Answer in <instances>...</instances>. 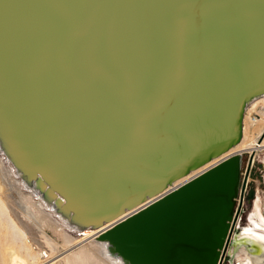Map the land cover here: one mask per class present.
Listing matches in <instances>:
<instances>
[{"label": "water", "instance_id": "obj_1", "mask_svg": "<svg viewBox=\"0 0 264 264\" xmlns=\"http://www.w3.org/2000/svg\"><path fill=\"white\" fill-rule=\"evenodd\" d=\"M264 94V0H0V150L135 264H221ZM223 264H264V180Z\"/></svg>", "mask_w": 264, "mask_h": 264}, {"label": "bare ground", "instance_id": "obj_2", "mask_svg": "<svg viewBox=\"0 0 264 264\" xmlns=\"http://www.w3.org/2000/svg\"><path fill=\"white\" fill-rule=\"evenodd\" d=\"M251 102L246 105L242 115L239 141L227 153L221 155L218 158L212 159L200 168L178 179L172 184L171 187H168L167 190L178 186L179 184L190 179L194 175H197L198 173L207 169L211 165L215 164V162L218 161L221 157L227 155L228 153L245 151L251 152L253 150L255 151V153H257L260 150H264V132L260 131L259 124L250 123L247 119V113L249 111L248 106L251 104ZM246 123L250 129L253 128L254 131H252V135L249 133L250 135L246 136ZM256 129L257 131H255ZM243 135L245 137L244 140L241 142ZM0 185L2 186V192L5 193V198L11 200H8L9 202L7 203L9 205H7L13 211L14 215L21 221V223L24 224V228H26L24 229V233H26L25 235H27L29 243L32 245L33 248H35V250L37 249V252H39V255L42 260L38 264H80L81 262L85 261H95L94 264H135L130 259L124 257L121 253L117 252L110 241L100 238L99 233L102 228L85 229L82 231L83 233H78L76 231V227L68 225L65 220H63L55 212V210H53L54 207L52 204H50L49 201L44 199L40 194L34 192L27 186L25 180L20 176L17 170L12 167V165L7 161V158L1 150ZM19 194L22 195L21 198L25 199L28 205H24L20 202L18 198ZM15 204H18L22 207L21 212H18L16 210ZM31 210L32 213L33 211L38 213L35 214L40 218L38 220L45 221L50 224V226L52 225L56 232L62 235L66 239V241L73 242L75 244L74 246H79L81 244L89 242L88 247H86L89 250L88 256L86 257V255H84L85 257L83 256V258H81L80 254L79 256H71V246L68 249L60 248L53 241V239L45 232V230H42L40 227H38V225L32 223L30 224L29 222H31V220L29 221L28 218H31V215L34 214L31 213ZM22 212L26 214H23ZM84 253H86V251H84ZM68 254H70L71 258L68 256ZM10 261L14 264L15 262L17 264L18 261L22 264L25 262H23V258L21 259L16 255L12 256Z\"/></svg>", "mask_w": 264, "mask_h": 264}, {"label": "rangeland", "instance_id": "obj_3", "mask_svg": "<svg viewBox=\"0 0 264 264\" xmlns=\"http://www.w3.org/2000/svg\"><path fill=\"white\" fill-rule=\"evenodd\" d=\"M246 129H247V132L245 131L246 136L250 134L252 135V131L254 130L253 128L250 129L247 123H246ZM255 131H257V129ZM244 137L245 136L243 135L241 142L244 140ZM246 160H247V154L244 153L240 156V162L242 163V169H241L242 174H241L240 188H239L240 197L238 200V207H237V201L235 206L238 209V214L236 215V218L233 222V229L227 247L225 248L223 258L221 260V264H223L225 256L227 254L243 204L264 180V162H263L264 150H260L257 153H255L254 160L252 162L253 164L249 165L247 169H246V164H247ZM1 189L2 186L0 185V264H14L10 261L11 257L14 255L18 256L21 259L23 258V262L25 261L23 264L40 263L42 259L39 255V252H37L36 251L37 249L35 250V248H33L32 245L29 243L27 239V235H25L26 233H24L25 232L24 229H26L24 228V224L21 223V221L14 215L13 211L8 206L9 204L7 202L11 200L5 198L4 196L5 193H3ZM21 196H22L21 194H19L18 196L20 202L24 205H28L26 203V200L22 199ZM15 208L18 212H21L22 210V207L18 204H15ZM22 213L26 214L24 212ZM33 213H32L33 215H31V218H28L29 221L31 220V222L29 223L38 225V227H40L42 230H45V232L53 239V241L60 248L68 249L71 246L70 247L71 256L74 255L79 256V254L81 255V258H83L84 255H86V257L88 256L89 250L86 247H88L89 242L79 245L80 247L74 246L75 244L73 242L66 241V239L62 235L56 232L52 225L50 226V224H48L47 222L38 220L40 218L37 215H35L38 214L37 212L33 211ZM71 251L73 252V254ZM84 251H86V253H84ZM70 254H68V256L71 258ZM94 262L95 261H85V262H81L80 264H94Z\"/></svg>", "mask_w": 264, "mask_h": 264}, {"label": "built area", "instance_id": "obj_4", "mask_svg": "<svg viewBox=\"0 0 264 264\" xmlns=\"http://www.w3.org/2000/svg\"><path fill=\"white\" fill-rule=\"evenodd\" d=\"M248 109H249L247 113L248 122L253 123V124H256V123L259 124L260 131L264 132V94L254 99L251 102V104L248 106ZM238 153L240 154V156L244 153L247 154L246 169L248 168L249 165L253 164L252 162L254 160V155H255L254 150L251 152L245 151V152H238ZM239 197H240V194L237 198V203H238Z\"/></svg>", "mask_w": 264, "mask_h": 264}, {"label": "flooded vegetation", "instance_id": "obj_5", "mask_svg": "<svg viewBox=\"0 0 264 264\" xmlns=\"http://www.w3.org/2000/svg\"><path fill=\"white\" fill-rule=\"evenodd\" d=\"M237 207H238V203H237ZM237 207H236V208H237ZM237 214H238V209L236 210V215H237ZM235 218H236V216H235Z\"/></svg>", "mask_w": 264, "mask_h": 264}]
</instances>
